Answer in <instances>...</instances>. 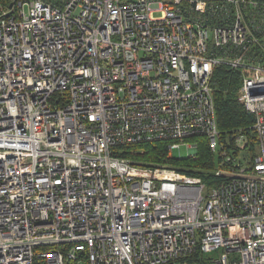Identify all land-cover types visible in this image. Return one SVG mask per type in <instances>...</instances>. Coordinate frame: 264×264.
I'll list each match as a JSON object with an SVG mask.
<instances>
[{"label":"built area","instance_id":"built-area-1","mask_svg":"<svg viewBox=\"0 0 264 264\" xmlns=\"http://www.w3.org/2000/svg\"><path fill=\"white\" fill-rule=\"evenodd\" d=\"M53 1L0 0V264H264V0ZM217 69L252 152L220 141ZM192 137L207 180L131 149Z\"/></svg>","mask_w":264,"mask_h":264},{"label":"trees","instance_id":"trees-1","mask_svg":"<svg viewBox=\"0 0 264 264\" xmlns=\"http://www.w3.org/2000/svg\"><path fill=\"white\" fill-rule=\"evenodd\" d=\"M239 79L236 72H228L224 69L215 70L211 88L215 105L216 124L220 141L225 143L228 149L236 150V140L240 138L245 141L244 147L252 152L256 145L255 136L251 130L253 120L252 117L244 111L241 101L237 98ZM190 141L197 146L196 159L192 157L176 159L173 156L170 160H165L167 153L166 143L161 141L140 143L133 147L138 151V156L146 161L155 163L167 162L179 167L211 170L216 164V158L215 155L210 152L206 139L202 137H192ZM179 170L187 174L201 175L199 171L194 173L185 169ZM207 179L209 178L204 177V180Z\"/></svg>","mask_w":264,"mask_h":264},{"label":"rangeland","instance_id":"rangeland-1","mask_svg":"<svg viewBox=\"0 0 264 264\" xmlns=\"http://www.w3.org/2000/svg\"><path fill=\"white\" fill-rule=\"evenodd\" d=\"M242 141V140H240ZM131 149H134V147H132ZM196 151H197V147H196V150L195 149H190L188 151V149L186 148V146L182 145L179 150H174L173 151V156L176 158V159H185V158H188L190 156H193L194 154H196ZM161 164H166L170 167H173V168H178V169H185V170H189V171H192V172H196V171H199L201 173V176L203 177H208L210 176V173L209 171L210 170H198V169H193V168H190V167H179V166H174L172 164H169V163H161Z\"/></svg>","mask_w":264,"mask_h":264}]
</instances>
